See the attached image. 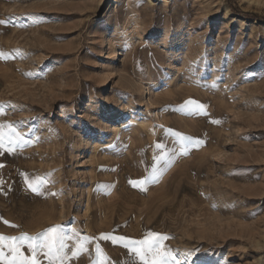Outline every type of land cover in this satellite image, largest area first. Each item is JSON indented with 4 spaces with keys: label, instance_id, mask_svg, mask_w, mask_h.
Wrapping results in <instances>:
<instances>
[{
    "label": "rangeland",
    "instance_id": "1",
    "mask_svg": "<svg viewBox=\"0 0 264 264\" xmlns=\"http://www.w3.org/2000/svg\"><path fill=\"white\" fill-rule=\"evenodd\" d=\"M0 20L20 53L0 60V125L23 140L0 149V234L61 225L63 264H139L122 238L148 232L192 264L257 262L264 0H0Z\"/></svg>",
    "mask_w": 264,
    "mask_h": 264
},
{
    "label": "snow or ice",
    "instance_id": "2",
    "mask_svg": "<svg viewBox=\"0 0 264 264\" xmlns=\"http://www.w3.org/2000/svg\"><path fill=\"white\" fill-rule=\"evenodd\" d=\"M33 23H36L39 18L33 17ZM9 23L6 20H0V25H5ZM14 55H20L18 50H14L13 53H8L3 50H0V60H8L13 58ZM31 75V74H28ZM188 105L195 106L196 108L203 109L205 106L200 105L194 101L186 102ZM3 109L0 108V112ZM213 123H219V121H213ZM5 125H0V149H3L5 146V141L7 140L8 147L11 149L14 145H18L23 142L22 137L15 132V129L12 125H7L9 128V133L7 136L3 132ZM15 136V139L13 137ZM187 139V138H184ZM198 143H200L198 141ZM157 147H161L159 144ZM159 159H163L160 157ZM156 175V166L153 165V175L145 177V180L140 181V184L147 182H152ZM44 181L40 177H36L33 182L29 183V188L33 192H39L40 188L43 186ZM133 183V186H137L136 182ZM4 223H8L4 221ZM14 226V225H13ZM107 239V237H102ZM169 237L163 236L158 233L148 232L145 234L143 239L135 240L131 238H122L126 241L125 247L129 250L139 264H192L191 257L194 255L193 252L180 253L179 258L177 254L171 249H167L163 241ZM27 244L28 249L31 251L32 256L29 258L21 252V248ZM65 235L63 227L61 225H55L49 227L41 233H38L37 236L32 237L26 234H22L19 237H8L0 234V261L3 264H39V261L36 259L38 253H43L49 260V264H63V260L60 259V252L65 249ZM7 249V252L10 254L11 258L9 259L4 252V249ZM84 244L81 243L77 246L76 251L72 252V256H76L79 251H83Z\"/></svg>",
    "mask_w": 264,
    "mask_h": 264
},
{
    "label": "bare ground",
    "instance_id": "3",
    "mask_svg": "<svg viewBox=\"0 0 264 264\" xmlns=\"http://www.w3.org/2000/svg\"><path fill=\"white\" fill-rule=\"evenodd\" d=\"M249 195H251L249 192H248ZM250 200V199H249ZM248 200V201H249ZM255 209H257L256 206L252 207L251 210L255 211ZM261 241H258L257 244H259ZM261 248V246L259 247V249ZM264 262V253L261 257L258 258L257 262L255 264H263Z\"/></svg>",
    "mask_w": 264,
    "mask_h": 264
}]
</instances>
